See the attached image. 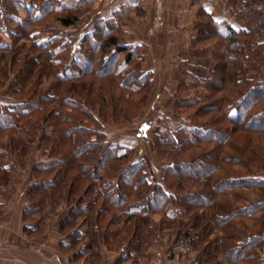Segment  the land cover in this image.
Instances as JSON below:
<instances>
[{
    "label": "trees",
    "instance_id": "obj_1",
    "mask_svg": "<svg viewBox=\"0 0 264 264\" xmlns=\"http://www.w3.org/2000/svg\"><path fill=\"white\" fill-rule=\"evenodd\" d=\"M26 1L11 0L13 13L24 9L28 15L18 19L24 31L15 30V41L33 27H45L53 11L50 0ZM228 7L245 22V30L223 26L204 10L198 14L188 54L204 56L211 46L216 66L207 79L198 80L206 94L186 97L189 86H181L182 125L174 131L165 128L155 139L153 149L167 164L161 183L149 180L146 164L134 161L133 149L109 147L94 117L98 113L112 125L132 122L151 91L136 50L123 43L113 21H97L73 52L65 42L69 51L60 58V49L53 46L57 38L38 45L42 56L50 57L57 79L45 94L39 91L44 76L39 58L23 62L17 52L0 56V61L9 59V70L21 84L12 90L20 104H0V128L11 122V139L19 123V130H42L41 144L56 160L35 169L40 174L29 191L35 213L66 191L71 209L62 230L81 218L96 245L107 223L125 217L134 241L142 233V217L178 207L189 215L191 230L185 236L205 264H224L220 258L225 264H264L258 252L264 248V220L256 216L264 208V177L255 172L264 173V0H229ZM59 21L68 27L79 18L67 10ZM213 226L219 235L217 255L208 238ZM78 237L79 232L71 233L72 241Z\"/></svg>",
    "mask_w": 264,
    "mask_h": 264
},
{
    "label": "crops",
    "instance_id": "obj_2",
    "mask_svg": "<svg viewBox=\"0 0 264 264\" xmlns=\"http://www.w3.org/2000/svg\"><path fill=\"white\" fill-rule=\"evenodd\" d=\"M50 1L53 11L47 17L45 27H33L27 37L15 41V37L19 36L14 35L12 23L24 20L28 15L24 9L13 13L11 0H0V45L5 51L18 49L23 54H29L27 57L30 59L39 58L44 73L39 89L42 91V86L49 83L47 74L52 69V63L49 56H42L39 47L51 37L57 38L53 46L60 49L57 55L60 58L69 51L65 42L70 43V51L73 52L81 47L84 36L94 32L97 21H113L123 43L136 50L141 70L149 75L151 91L147 104L132 122L112 125L103 122L98 113L94 117L101 123L109 147L131 148L134 161L145 164L135 146L112 143L108 130L127 127L150 109L158 118L166 119L165 123L158 125L153 144L165 128L174 131L181 127L184 112L178 101L181 86L187 84L190 87L194 81L207 79L216 66L211 46L206 47L204 56L188 54L197 36L195 22L200 11H206L213 20L221 25L229 24L236 31L246 29L243 20H237L230 14L229 0H167L164 26L153 35L147 32L153 19V0ZM27 3L31 2L28 0ZM34 5L37 10L38 4L35 2ZM67 10L78 16L76 25L67 27L59 21ZM14 17L17 18L13 20ZM54 21L62 30L74 34H53L51 22ZM37 36L41 38L37 39ZM33 52L35 55L32 56ZM5 63H0L3 72ZM7 67H11V62ZM12 81L15 79L0 74L2 105L21 103L12 91ZM20 89L21 85L17 87V90ZM151 102L157 106L153 108ZM171 118H176L173 120L176 124ZM32 121L37 126L36 121ZM19 127L20 123L15 126L12 139L11 122L7 128H0V264H205L185 236L191 229L187 223L189 215L182 208L171 207L166 214L154 213L148 219L142 217V233L134 241L133 232H129L131 223L126 222L125 217L107 223L98 232L96 245H91L90 228L81 218L76 220L72 229L66 226L62 230V223L71 209L64 198L66 191L55 201L49 199L41 213H35L29 196L31 186L36 183V175L40 174L35 169L52 165L56 160L47 156V148L41 144L40 131L36 129L35 133H31L25 130L27 127L22 130ZM35 146H38L40 162H33L29 157ZM152 151L164 168L159 181H152L150 176L149 180L161 183L167 164L158 159L153 145ZM11 157L17 161L13 167ZM22 172H25L24 177ZM23 179L28 180L24 186L19 184ZM116 214L120 216L122 212L117 210ZM73 232H79L75 242L71 239ZM208 238L213 240L214 254L217 255L219 235L214 226L210 228ZM219 260L224 263L223 258Z\"/></svg>",
    "mask_w": 264,
    "mask_h": 264
},
{
    "label": "rangeland",
    "instance_id": "obj_3",
    "mask_svg": "<svg viewBox=\"0 0 264 264\" xmlns=\"http://www.w3.org/2000/svg\"><path fill=\"white\" fill-rule=\"evenodd\" d=\"M165 13H166V4H165ZM164 19H165V17H164ZM51 23H53V25H55V26L52 25V27L54 28L52 30L53 34H59V35H64V36H68V34H71V35L74 34L72 32H66L65 30H62L60 27H58V24L56 25L55 21L51 22ZM225 24H223V26ZM12 26H13L14 30L17 29V31H20V32L24 31L23 25L18 23V22L17 23H12ZM59 26H60V24H59ZM80 27H81V24H80ZM83 28H85V27H83ZM36 38L39 39L41 37L37 36ZM14 52L18 53V60H20V61L23 60V62H27L30 59L29 57H27V56H29V54L28 55L27 54H23L18 49H13V50H11V52L1 50L0 51V56H7L10 53L14 54ZM34 53L35 52H33L31 55L32 56L35 55ZM6 60L9 61V59H6ZM6 60H5L6 63H5V66H4L6 72L5 73L3 72V68H1V65H0V74L2 76L11 77V80L15 79V81L11 82V88L14 89V88L18 87L21 84H19V82L16 81L15 75H13L14 73L12 72L13 74H11V70H9V67H7V63L9 64L10 61L7 62ZM2 61H4V60H1L0 63ZM47 78H48L49 83L44 84V86H42V91H40V92H43L44 94H45L46 91L51 89V84L56 82V80H57L56 79V75L52 73V69L47 74ZM194 82H195L194 84H192L190 87H188L186 89V91L183 93V95H185L186 97H189V96H202V95L206 94V90L202 86H200L197 81H194ZM1 96H2V93L0 92V97ZM151 103H153V102H151ZM155 106H157V105L155 103H153L152 107L155 108ZM190 113L192 114L193 110H191L189 112V114ZM167 120H170V119H167ZM171 120L175 121L176 118H173V119L171 118ZM158 121H160V122L157 123ZM165 121H166V119L161 118V117L158 118L156 116V114L154 113L153 109H150V110H148L146 112H143L142 115L133 124L128 125L127 127H124V128H121V129H109L108 130V133L110 135L112 143H116L117 144V143H122L123 142V144H127V145H131V146H135L136 147L137 153L146 162L147 169H148V172H149V176H150V179L152 181H159L160 180V177H161V174H162L163 168H164V165L157 161L156 156H155V154L152 151V145H153V139H154L153 137L157 133L158 125H161L162 123H165ZM174 121L172 123H174ZM38 124L39 125H44V123H42V122L38 123ZM174 124H176V123H174ZM47 130L51 131L52 127H48ZM41 131L42 130H40V132ZM57 137H59L58 134H57ZM49 140H52V138H50ZM37 148H38V146H35L34 150L31 152V155L29 156L30 160H32L33 162H38V160L40 162V156H39ZM15 161H16V159L11 157V165H12V167H13V164H15ZM255 172L257 173V175L264 177L263 171H255ZM23 173H25V172H22L21 176L24 177ZM26 174H27V172H26ZM26 183H28V180L24 181V179H23V181L19 182V184H23V186ZM21 188H23V187H20V189ZM25 188H26V186H25ZM21 190L24 191V189H21ZM21 195L23 197V194H21ZM251 199L254 200L256 198L253 197ZM263 206H264V201H263ZM262 210L263 211H260V212L256 213V216L258 217V219L260 218V219L264 220V208ZM258 252L262 256H264V248L258 250ZM224 264H225V262H224Z\"/></svg>",
    "mask_w": 264,
    "mask_h": 264
},
{
    "label": "built area",
    "instance_id": "obj_4",
    "mask_svg": "<svg viewBox=\"0 0 264 264\" xmlns=\"http://www.w3.org/2000/svg\"><path fill=\"white\" fill-rule=\"evenodd\" d=\"M166 2L167 0H153V19L147 30L149 35H153L164 26Z\"/></svg>",
    "mask_w": 264,
    "mask_h": 264
}]
</instances>
